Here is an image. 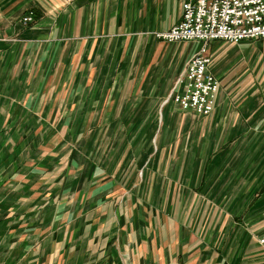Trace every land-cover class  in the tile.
<instances>
[{
  "label": "crops",
  "instance_id": "crops-1",
  "mask_svg": "<svg viewBox=\"0 0 264 264\" xmlns=\"http://www.w3.org/2000/svg\"><path fill=\"white\" fill-rule=\"evenodd\" d=\"M184 2L0 0V264L264 259V52L214 59L211 42L215 109L178 114L202 43L173 84L149 49Z\"/></svg>",
  "mask_w": 264,
  "mask_h": 264
},
{
  "label": "built area",
  "instance_id": "built-area-1",
  "mask_svg": "<svg viewBox=\"0 0 264 264\" xmlns=\"http://www.w3.org/2000/svg\"><path fill=\"white\" fill-rule=\"evenodd\" d=\"M21 21L25 25L34 23V12H28ZM154 36L168 43H202L177 82L181 89L171 98L181 110L210 115L216 106L220 81L210 68L208 45L215 40L239 43L264 38V0H185L181 20ZM259 243L264 247V236ZM244 264H264V259Z\"/></svg>",
  "mask_w": 264,
  "mask_h": 264
},
{
  "label": "rangeland",
  "instance_id": "rangeland-1",
  "mask_svg": "<svg viewBox=\"0 0 264 264\" xmlns=\"http://www.w3.org/2000/svg\"><path fill=\"white\" fill-rule=\"evenodd\" d=\"M30 10L28 12H31ZM28 12H26V14ZM34 23H32V24H34ZM32 24H30V25H32ZM214 43H213L214 44L213 49L211 48L213 51L212 53H213L214 59L220 53H236V52H239V53H245V54L250 55L251 53L256 54V53L264 52V47H259L257 45V43H251L250 42V44H252L250 47L245 48V49H241V50H240V48H238L235 45L236 43H233V42L217 41ZM200 45L201 44L199 42H173V43H167V42L164 43L163 42V43H157L156 46L151 47L149 49L150 53L151 52L152 53L158 52L163 56V58L160 61H158L157 66H158V75L162 72L163 81L165 84H171V83L173 84L175 82V80L177 79L176 77L178 76L177 74L179 72L178 71V65L179 66L183 65V63H184L183 56L185 55L186 51H189V53H191V51H193L194 49L196 51V50H198ZM137 63H138L137 61L133 62V64H137ZM149 64H150V62H148L147 65H149ZM226 73L223 76L226 78V80H227L226 82H229L231 84L232 83L235 84L236 81L239 79L240 75L238 76L235 71L228 72V74H226ZM249 78L251 79V77H249ZM249 83H250V81H249ZM177 112H178V114L184 113L182 110H180V108ZM68 113H69V116H70V114L74 115L75 110L69 109ZM75 126L76 125H73V126L69 125V127H72V128H74ZM92 129H93L92 125L85 126V138L88 139V140L86 139L87 142H90V140H91ZM153 146H154V144H153ZM104 150H105V152H107L108 147L101 148L100 152H102ZM136 180L139 181L138 171L134 174V178H132V182H134Z\"/></svg>",
  "mask_w": 264,
  "mask_h": 264
},
{
  "label": "trees",
  "instance_id": "trees-1",
  "mask_svg": "<svg viewBox=\"0 0 264 264\" xmlns=\"http://www.w3.org/2000/svg\"><path fill=\"white\" fill-rule=\"evenodd\" d=\"M30 11H33L34 12V14H35V22L36 21H38L41 17H42V12L41 11H39L38 9H31Z\"/></svg>",
  "mask_w": 264,
  "mask_h": 264
}]
</instances>
